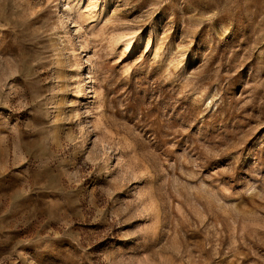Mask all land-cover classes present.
I'll list each match as a JSON object with an SVG mask.
<instances>
[{
	"label": "rangeland",
	"instance_id": "1",
	"mask_svg": "<svg viewBox=\"0 0 264 264\" xmlns=\"http://www.w3.org/2000/svg\"><path fill=\"white\" fill-rule=\"evenodd\" d=\"M0 264H264V0H0Z\"/></svg>",
	"mask_w": 264,
	"mask_h": 264
}]
</instances>
